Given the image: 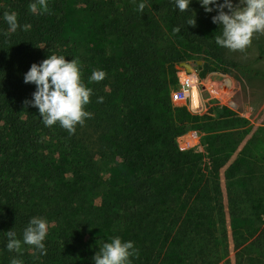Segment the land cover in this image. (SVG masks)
<instances>
[{
  "label": "trees",
  "instance_id": "1",
  "mask_svg": "<svg viewBox=\"0 0 264 264\" xmlns=\"http://www.w3.org/2000/svg\"><path fill=\"white\" fill-rule=\"evenodd\" d=\"M33 2L0 0V264H92L113 237L134 243L131 264H264V168L244 132L206 136L203 159L177 144L197 117L171 103L165 65L183 58L176 42L217 58L201 32L211 14L196 0L188 13L172 0H47L33 14ZM6 12L30 27L8 32ZM53 54L76 60L92 93L71 134L25 104L24 74ZM32 217L48 221L46 254L9 252L5 232L22 240Z\"/></svg>",
  "mask_w": 264,
  "mask_h": 264
},
{
  "label": "clouds",
  "instance_id": "2",
  "mask_svg": "<svg viewBox=\"0 0 264 264\" xmlns=\"http://www.w3.org/2000/svg\"><path fill=\"white\" fill-rule=\"evenodd\" d=\"M175 8L188 13L193 0H172ZM203 11L212 15V23L222 29L215 37V43L231 51H243L252 41L254 33L264 32V0H196ZM47 0H35L29 5L31 13H42L47 10ZM142 12L143 2L138 5ZM3 20L8 25V32L14 33L18 28L27 30L30 25H19L15 12L4 13ZM189 27H195L196 16L187 21ZM103 71H93L91 81L103 80ZM25 84L35 86L30 100L25 104L36 108L45 127L59 125L70 134L75 132L78 124H83L88 113L84 106L90 102L91 90L82 83L81 72L77 61L66 60L63 55H47L39 64H32L24 74ZM97 102H103L98 98ZM49 224L42 217H32L23 230L22 240L16 232H5L6 248L9 252L21 249V245L31 246L40 255L46 254L45 239ZM136 255L132 241H122L113 237L104 243L92 257V264H131V257ZM11 264H23L20 259L13 258Z\"/></svg>",
  "mask_w": 264,
  "mask_h": 264
},
{
  "label": "rangeland",
  "instance_id": "3",
  "mask_svg": "<svg viewBox=\"0 0 264 264\" xmlns=\"http://www.w3.org/2000/svg\"><path fill=\"white\" fill-rule=\"evenodd\" d=\"M215 14L211 13V16ZM201 32L207 44L218 53L217 58L206 56L195 46L176 42L183 58L178 63L165 65L170 92L178 89L181 77L190 82L188 99L171 103L197 117L196 128L178 138V147L183 151L190 150L196 158L203 159L208 149L206 136L236 129L244 132L240 148L247 144L264 168V56L259 57L264 44L249 45L243 51H231L215 43V37L221 34L217 25L201 26ZM182 63L191 65L192 71L188 72L181 66ZM233 63L248 65V69L258 72L259 77L243 74L231 66ZM211 83L224 86V94L215 92L214 86L209 85ZM222 177L223 169L220 171ZM222 185L224 187V182Z\"/></svg>",
  "mask_w": 264,
  "mask_h": 264
},
{
  "label": "built area",
  "instance_id": "4",
  "mask_svg": "<svg viewBox=\"0 0 264 264\" xmlns=\"http://www.w3.org/2000/svg\"><path fill=\"white\" fill-rule=\"evenodd\" d=\"M178 89L170 92V101L173 102H185L188 99L190 82L186 77H181Z\"/></svg>",
  "mask_w": 264,
  "mask_h": 264
},
{
  "label": "bare ground",
  "instance_id": "5",
  "mask_svg": "<svg viewBox=\"0 0 264 264\" xmlns=\"http://www.w3.org/2000/svg\"><path fill=\"white\" fill-rule=\"evenodd\" d=\"M227 84H228V82L225 83L226 86H227ZM209 85H213L214 88H215L214 91L217 92L218 94H222V95L224 94V92H225V90H224V89H225L224 86H220V84H219V85H217V84L214 85V84H212V83L209 84Z\"/></svg>",
  "mask_w": 264,
  "mask_h": 264
},
{
  "label": "water",
  "instance_id": "6",
  "mask_svg": "<svg viewBox=\"0 0 264 264\" xmlns=\"http://www.w3.org/2000/svg\"><path fill=\"white\" fill-rule=\"evenodd\" d=\"M198 65H200V62H197ZM181 66H183L188 72L192 71V67L189 64L182 63Z\"/></svg>",
  "mask_w": 264,
  "mask_h": 264
}]
</instances>
